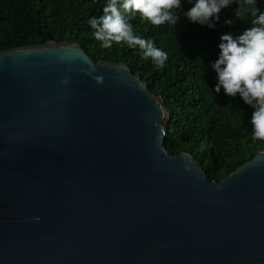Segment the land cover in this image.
<instances>
[{
    "label": "water",
    "instance_id": "95a60500",
    "mask_svg": "<svg viewBox=\"0 0 264 264\" xmlns=\"http://www.w3.org/2000/svg\"><path fill=\"white\" fill-rule=\"evenodd\" d=\"M169 119L78 42L0 51V264H264V149L210 181Z\"/></svg>",
    "mask_w": 264,
    "mask_h": 264
},
{
    "label": "trees",
    "instance_id": "16d2710c",
    "mask_svg": "<svg viewBox=\"0 0 264 264\" xmlns=\"http://www.w3.org/2000/svg\"><path fill=\"white\" fill-rule=\"evenodd\" d=\"M107 0H0V51L45 44L78 42L95 62L126 64L160 96L170 113L165 147L172 155L188 152L201 164L210 181L221 182L238 166L264 149V140L253 138V109L237 96L212 89L216 83L210 61L218 54L219 36L248 26L237 21L224 25L234 7L222 12L215 30L193 24L181 14L176 27L153 26L137 15L131 20L137 35L154 41L168 60L163 68L145 61L139 48L113 44L105 49L93 36L88 21L102 15ZM264 10V0H259ZM191 4L185 2L187 10Z\"/></svg>",
    "mask_w": 264,
    "mask_h": 264
},
{
    "label": "clouds",
    "instance_id": "9594fccd",
    "mask_svg": "<svg viewBox=\"0 0 264 264\" xmlns=\"http://www.w3.org/2000/svg\"><path fill=\"white\" fill-rule=\"evenodd\" d=\"M185 2L191 4L187 10ZM233 6L234 15L225 18L224 25L234 26L239 21L248 26L239 32L229 30L219 36L217 57L210 61L216 79L212 89L216 95L223 89L226 96H239L250 106L253 138L264 140V10L259 0H107L102 15L93 16L88 24L94 30L93 38L102 48H111L114 43L130 49L138 47L145 61L150 59L163 68L168 60L167 53L157 48L154 41L137 35L132 19L138 15L153 26L176 27L183 14L190 23L215 30L222 12ZM78 55L61 58L71 60ZM97 79L102 82L101 78Z\"/></svg>",
    "mask_w": 264,
    "mask_h": 264
}]
</instances>
